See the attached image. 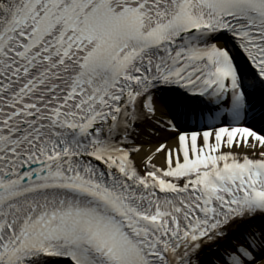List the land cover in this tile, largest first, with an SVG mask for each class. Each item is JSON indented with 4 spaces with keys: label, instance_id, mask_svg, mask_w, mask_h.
Wrapping results in <instances>:
<instances>
[{
    "label": "snow or ice",
    "instance_id": "obj_1",
    "mask_svg": "<svg viewBox=\"0 0 264 264\" xmlns=\"http://www.w3.org/2000/svg\"><path fill=\"white\" fill-rule=\"evenodd\" d=\"M0 264H264V0H0Z\"/></svg>",
    "mask_w": 264,
    "mask_h": 264
},
{
    "label": "bare ground",
    "instance_id": "obj_2",
    "mask_svg": "<svg viewBox=\"0 0 264 264\" xmlns=\"http://www.w3.org/2000/svg\"><path fill=\"white\" fill-rule=\"evenodd\" d=\"M158 107H161V112L158 113V114H164V113H167V110L164 108V106L162 105H158ZM162 139L163 137H161L159 140L158 139H153L152 140V144L151 145H146V147H154L155 144L159 143V142H162ZM170 143V146H171V141L169 142ZM139 159V158H138ZM158 164L162 165L164 163V160H163V157L161 156L158 161H157Z\"/></svg>",
    "mask_w": 264,
    "mask_h": 264
}]
</instances>
